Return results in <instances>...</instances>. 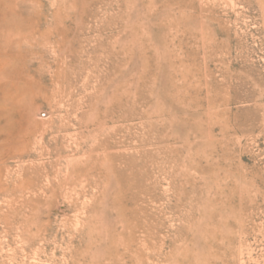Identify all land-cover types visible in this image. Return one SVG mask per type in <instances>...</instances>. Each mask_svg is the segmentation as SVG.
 Returning <instances> with one entry per match:
<instances>
[{"label": "rangeland", "instance_id": "rangeland-1", "mask_svg": "<svg viewBox=\"0 0 264 264\" xmlns=\"http://www.w3.org/2000/svg\"><path fill=\"white\" fill-rule=\"evenodd\" d=\"M0 264H264V0H0Z\"/></svg>", "mask_w": 264, "mask_h": 264}]
</instances>
